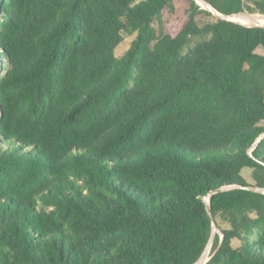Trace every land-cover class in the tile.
Segmentation results:
<instances>
[{
  "label": "trees",
  "instance_id": "1",
  "mask_svg": "<svg viewBox=\"0 0 264 264\" xmlns=\"http://www.w3.org/2000/svg\"><path fill=\"white\" fill-rule=\"evenodd\" d=\"M184 1L0 0V264H264V29Z\"/></svg>",
  "mask_w": 264,
  "mask_h": 264
},
{
  "label": "rangeland",
  "instance_id": "2",
  "mask_svg": "<svg viewBox=\"0 0 264 264\" xmlns=\"http://www.w3.org/2000/svg\"><path fill=\"white\" fill-rule=\"evenodd\" d=\"M187 3L184 0H174V8L172 10H166L163 13V26H164V30L165 32L169 31V24L172 21H176L180 24H184L186 22V15H185V11L187 9ZM201 6V5H199ZM202 9H204V7L201 6ZM205 10V9H204ZM248 14V13H247ZM250 15V14H249ZM216 18H218V16H212V17H205L202 19V22H215ZM251 18H256V20H262L264 19L263 16L261 15H254ZM155 28L159 31L161 28V24L160 23H155ZM125 40L126 42L122 45V47L117 51V56L118 57H122L124 55V53L129 49L130 44L132 42V38L125 36ZM252 171L245 169L243 171V176L245 177L246 181L254 186V181L252 180ZM223 228H228L227 225H223ZM216 233H219V231L217 230Z\"/></svg>",
  "mask_w": 264,
  "mask_h": 264
},
{
  "label": "water",
  "instance_id": "3",
  "mask_svg": "<svg viewBox=\"0 0 264 264\" xmlns=\"http://www.w3.org/2000/svg\"><path fill=\"white\" fill-rule=\"evenodd\" d=\"M198 5L199 4V1L203 2V4H205V7L204 9L207 10L208 12L212 13L214 16H218L219 19L223 20V21H228V22H234V23H239V24H242L244 26H247V27H250V28H262L264 29V25H258V24H255V25H251V26H248L246 24H243V23H240V22H236L234 21L233 19L236 18L240 21H244V20H248L249 17H252L254 15H249L247 13H238V14H234V15H222L220 13H218L211 5H209L208 3L204 2L203 0H194ZM264 17V16H263ZM264 139V134L261 136V138L258 140V142L255 144L254 148L252 149V151L255 150V148L258 146V144ZM236 187H228V188H222L218 191H216L215 193H222V192H226V191H229V190H232V189H235ZM245 190H248V191H252V192H256V193H264V190H261L259 188H255V187H248V188H244ZM206 203H207V209H208V213L213 221V234H212V237L210 239V242H209V246L214 242V238H215V233L217 232V225H216V222L213 218V215H212V210H211V206H210V201H209V198L206 199ZM209 246L208 248L206 249V251L204 252L203 256L201 257V259L195 263V264H207L209 261H210V253L211 251H209ZM213 246V245H212Z\"/></svg>",
  "mask_w": 264,
  "mask_h": 264
},
{
  "label": "bare ground",
  "instance_id": "4",
  "mask_svg": "<svg viewBox=\"0 0 264 264\" xmlns=\"http://www.w3.org/2000/svg\"><path fill=\"white\" fill-rule=\"evenodd\" d=\"M199 4L202 6V7H205V4H203V2H201V1H199ZM234 21H236V22H240V23H243V24H246V25H248V26H251V25H255V24H260V25H264V19H262V20H256V18H251V17H249V19L248 20H244V21H240V20H238V19H236V18H234L233 19ZM212 245H213V243L209 246V251H211V249H212Z\"/></svg>",
  "mask_w": 264,
  "mask_h": 264
}]
</instances>
